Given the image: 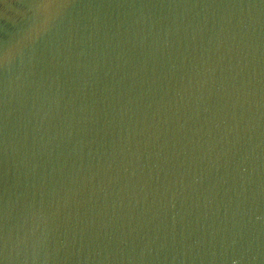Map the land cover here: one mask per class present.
Segmentation results:
<instances>
[{"label": "water", "instance_id": "1", "mask_svg": "<svg viewBox=\"0 0 264 264\" xmlns=\"http://www.w3.org/2000/svg\"><path fill=\"white\" fill-rule=\"evenodd\" d=\"M0 264H264V0H0Z\"/></svg>", "mask_w": 264, "mask_h": 264}]
</instances>
